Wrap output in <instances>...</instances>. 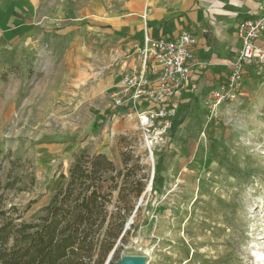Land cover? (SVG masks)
<instances>
[{
    "label": "rangeland",
    "instance_id": "374dc122",
    "mask_svg": "<svg viewBox=\"0 0 264 264\" xmlns=\"http://www.w3.org/2000/svg\"><path fill=\"white\" fill-rule=\"evenodd\" d=\"M69 4L70 19L48 31L12 44L0 36V212L35 221L81 151L105 154L127 190L145 184L128 220L138 228L105 264H264V65L250 67L234 101L212 114L203 101L199 116L172 121L152 148L137 116L148 103L108 116L124 89L111 65L121 54L87 29L97 16L123 14L125 0ZM117 196L111 213L126 208Z\"/></svg>",
    "mask_w": 264,
    "mask_h": 264
},
{
    "label": "crops",
    "instance_id": "0c3cea01",
    "mask_svg": "<svg viewBox=\"0 0 264 264\" xmlns=\"http://www.w3.org/2000/svg\"><path fill=\"white\" fill-rule=\"evenodd\" d=\"M63 1L60 5L51 6L50 0H0L1 38L10 39L12 44L27 35H39L44 30H50L54 21L70 19L69 0L65 4ZM263 2L125 0L123 14L109 18L97 16L99 20L89 22L87 29L111 37V44H115L113 48L121 54L120 58L111 62L119 76L141 70L136 47L143 45L146 36L155 40L171 39L188 32L195 38L196 43L190 48L193 60L186 84L168 103V110L173 114L172 121L177 123L183 122L185 116H199L210 91L227 81L230 65L241 46L238 26L249 17L251 10ZM45 25L46 29L43 28ZM25 27L31 28L21 34ZM147 75L149 79H155L151 72ZM121 84L122 80L116 82L115 86ZM199 106L201 110L196 113ZM152 107L151 104L147 106Z\"/></svg>",
    "mask_w": 264,
    "mask_h": 264
},
{
    "label": "trees",
    "instance_id": "16d2710c",
    "mask_svg": "<svg viewBox=\"0 0 264 264\" xmlns=\"http://www.w3.org/2000/svg\"><path fill=\"white\" fill-rule=\"evenodd\" d=\"M114 109L107 112L111 118L128 110ZM126 177L105 154L81 151L35 221L18 223L21 216L7 218V212H0V264H105L138 228L128 220L135 211L132 201L142 196L145 184L138 179L127 190ZM115 192L126 208L111 213Z\"/></svg>",
    "mask_w": 264,
    "mask_h": 264
},
{
    "label": "built area",
    "instance_id": "2783aa9c",
    "mask_svg": "<svg viewBox=\"0 0 264 264\" xmlns=\"http://www.w3.org/2000/svg\"><path fill=\"white\" fill-rule=\"evenodd\" d=\"M238 37L241 46L230 65L227 81L211 90L204 100V107L211 114L217 107L237 98L249 67L264 65V2L251 10L249 17L238 26ZM195 43L188 32L171 39L155 40L146 36L143 45L136 47L141 70L124 74L123 91L113 95L114 107H127L129 101L137 106L153 105L137 115L152 148L163 143L171 130L173 114L168 110V103L186 84L193 60L190 48ZM148 72L154 74L155 79H149Z\"/></svg>",
    "mask_w": 264,
    "mask_h": 264
},
{
    "label": "water",
    "instance_id": "95a60500",
    "mask_svg": "<svg viewBox=\"0 0 264 264\" xmlns=\"http://www.w3.org/2000/svg\"><path fill=\"white\" fill-rule=\"evenodd\" d=\"M113 253L114 252H112L111 255L109 256V261L113 255ZM117 264H145V261L142 258L126 257L121 262H118Z\"/></svg>",
    "mask_w": 264,
    "mask_h": 264
}]
</instances>
